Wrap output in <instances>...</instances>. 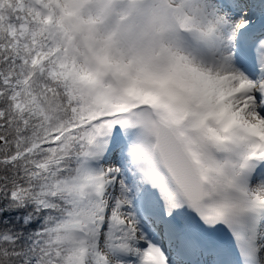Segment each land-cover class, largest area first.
<instances>
[{
    "label": "snow or ice",
    "instance_id": "6c2138e0",
    "mask_svg": "<svg viewBox=\"0 0 264 264\" xmlns=\"http://www.w3.org/2000/svg\"><path fill=\"white\" fill-rule=\"evenodd\" d=\"M0 264H264V0H0Z\"/></svg>",
    "mask_w": 264,
    "mask_h": 264
}]
</instances>
